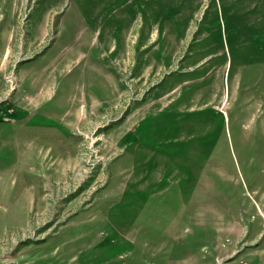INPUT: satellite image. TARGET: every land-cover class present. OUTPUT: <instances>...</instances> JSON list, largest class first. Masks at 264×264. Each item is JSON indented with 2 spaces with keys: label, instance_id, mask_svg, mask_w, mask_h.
Segmentation results:
<instances>
[{
  "label": "rangeland",
  "instance_id": "1",
  "mask_svg": "<svg viewBox=\"0 0 264 264\" xmlns=\"http://www.w3.org/2000/svg\"><path fill=\"white\" fill-rule=\"evenodd\" d=\"M0 264H264V0H0Z\"/></svg>",
  "mask_w": 264,
  "mask_h": 264
}]
</instances>
